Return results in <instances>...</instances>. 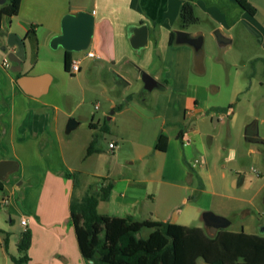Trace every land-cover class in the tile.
I'll list each match as a JSON object with an SVG mask.
<instances>
[{"label":"rangeland","instance_id":"obj_1","mask_svg":"<svg viewBox=\"0 0 264 264\" xmlns=\"http://www.w3.org/2000/svg\"><path fill=\"white\" fill-rule=\"evenodd\" d=\"M252 2L260 10L256 21L264 24V0ZM93 8L101 11L97 0H23L19 19L23 20L28 28L43 30L53 24L52 17L62 10H66V14L77 10L88 12ZM171 19L178 24L179 11L173 14ZM1 20L9 24L8 17L0 15V22ZM200 26L205 29L203 22ZM202 34L201 48L195 52L200 54L199 60L196 62L194 57L190 67L182 70L184 74L180 76L178 69H175L172 75L165 69L167 81H164V77L157 80L161 84H167L166 91L156 88L144 89L141 76L129 77L130 86L127 89H123L124 84L114 85L113 78L118 76L123 65L112 66L108 61L107 66L110 69H103L102 65L106 62L100 48L96 51L104 61L87 58L84 51L72 52V58L81 60V69L70 74L64 70L63 48L53 49L49 45L46 51L42 52V59L35 68L25 66L23 72L36 75L38 72L47 71L52 77L49 91L39 98H32V103L42 107L43 119H56L60 148L70 167V173H75L77 183L73 192L77 197L83 196L91 187H96L104 181L111 182L113 187V182L118 179L125 166L132 171L133 166L128 159L142 147V127L150 123L154 119L153 116L159 112L164 116L167 109V118L180 123L184 109L192 104V98L198 103L202 102V112L186 118L181 128L177 127L173 132L174 144H170L167 152L168 163L164 165L163 178L166 181L182 180L183 184L189 183L190 188L154 181L151 187L153 192L157 193L156 200L154 203L146 200L145 204L138 208L143 211L154 210L159 220L163 218L167 222L200 227L205 231L207 228L201 220V213L209 210L229 219L230 225L227 229L230 231L244 230L247 233L263 234L264 65L261 62L250 64L246 60L253 56H264V52L257 43L243 45L235 42L230 50L220 48L207 30ZM94 39L90 46L92 50L95 49L97 36ZM144 49L146 48L142 51ZM232 53V61L236 63L228 61ZM1 59L0 50V62ZM154 59L158 62V58ZM33 62L34 60L31 64ZM254 69L255 74H252ZM142 72L151 76L153 74L151 70ZM111 85L114 88H111ZM173 86L176 91L168 95ZM188 92L194 94L192 98L187 96ZM205 94L207 97L203 104ZM230 104L232 107L228 111ZM119 105H122V108L115 109ZM216 107L221 109L220 112L214 111ZM201 118L203 120L197 125H189V120ZM69 119H75L79 124L66 133L65 126ZM254 121L258 139H247L245 128ZM91 122L96 126L91 127ZM168 127L174 129L172 123H168ZM180 130L184 134L189 132V144L183 145L181 137H177ZM193 130L196 134H193ZM169 134L171 136L170 132ZM93 139L95 148L100 150V156L97 152L86 154ZM109 142H116L113 152L109 151ZM230 151H233L232 156ZM115 153H118L117 157L113 156ZM178 155H181V164L176 163L175 158ZM50 156L47 158L49 164L54 161L52 154ZM151 163L149 160L144 165L142 176L149 172L147 167ZM239 176H243V179L239 185L234 186L233 181ZM10 179H14V174ZM123 185L118 183L110 198L99 201L98 213L126 216L118 205L121 202ZM7 213V207L2 208L3 224L9 223ZM18 221L19 218L16 217L14 222ZM212 230L208 229L210 232ZM148 232L149 229L144 228L140 236L145 237Z\"/></svg>","mask_w":264,"mask_h":264},{"label":"crops","instance_id":"obj_2","mask_svg":"<svg viewBox=\"0 0 264 264\" xmlns=\"http://www.w3.org/2000/svg\"><path fill=\"white\" fill-rule=\"evenodd\" d=\"M185 1L194 5L199 22L181 29L180 22L178 21L177 24L171 18L173 14L178 13L181 3ZM246 1L254 8L253 14L241 7L235 0H97L101 11L97 8L88 11L94 16V33L91 44L97 36L93 51L97 54V48L102 50L106 62L102 66L105 70L110 69L107 66L108 61L112 66L123 65L122 70L116 76L121 82L120 84H124L123 89L130 86L129 77L137 78L144 70L153 71L152 76L156 80L164 77V81H167L165 69H168V73L171 75L175 69H178L180 72L178 76H180L184 74L182 70H187L190 67L194 57L196 62L199 60L200 54H195L196 51L192 46L168 43L169 33L173 30H185L193 35H203L202 32L207 30L216 42L215 31L220 29L231 40L230 44L223 48L230 50L235 42L243 45L257 43L260 50L264 52V24L255 19L260 10L252 0ZM22 4L23 0L20 1L16 15H1L8 17L9 24L2 20L1 22L6 33L14 32L25 39L26 58L21 73L29 75L28 72H23L25 66L34 69L38 61L42 59L41 54L48 48L50 39L60 32V20L66 10H62L52 17L53 24L43 30L33 28L37 40V56L31 64V46L25 37L26 32L31 28H28L26 23L19 19ZM202 22L205 29L200 26ZM140 25L147 26V43L144 47L133 49L129 43L131 27ZM4 42V39H0V45ZM208 42L211 43L210 39ZM143 48L146 49L142 51ZM10 50H14V48H8L7 51ZM7 51L1 50L2 59L0 62V160H15L18 163V169L12 173L14 179H10L12 174L6 180L0 179V264H14L10 256H17V243L25 229L31 231V244L27 251L30 259L27 264H89L81 256L74 228L69 221V201L73 192V181L63 176L64 172L70 173V167L60 148L56 119H52V121L43 119L42 107L32 103V98L39 97H32L25 94L20 88V90L17 89L16 73L11 70V63L8 61V66L3 65V61L7 59ZM154 58H158V62H155ZM232 58L233 53L228 61L236 63L232 61ZM91 59L104 61L100 56ZM246 62H250V64L261 62L264 65V56H253ZM255 71L254 69L252 74H255ZM40 74L49 73L47 71L38 72L36 75ZM126 82L129 84L126 85ZM110 87L114 88L112 85ZM167 87V84L160 83L159 90L166 91ZM178 88L180 89V87ZM175 91L176 88L171 87L168 95ZM187 94L189 98L194 95L189 92ZM206 97L205 94L203 104H205ZM192 99L190 107L184 109L182 122L168 119L169 112L166 109L167 113L163 114L164 116H161L162 113L159 112L153 116L154 119L150 123L142 127L140 142L142 147L128 159L133 169L130 171L131 168L129 169L128 166L124 167V171L113 182L109 194L110 198L118 183L124 184L120 193L121 202L118 203L124 215L140 220L166 221L163 218L159 220L158 214L154 210L143 211L138 208L145 204L146 200L151 203L156 200L157 193L153 192L151 183L156 181L166 185L190 188L191 185L183 184L182 180L166 181L163 178V173L165 164L168 163V149L171 143L174 144L173 132L177 127L181 128V124L183 121L185 123L186 118L202 112V102L198 103L195 98ZM230 110L231 108L228 111ZM202 120V118L191 119L189 125L195 126ZM91 123L96 126L94 122ZM168 123L173 124V130L168 129ZM195 132L193 130V134ZM161 133L166 136V145L163 149H155L154 145ZM185 133L189 134V132ZM114 149H109V151L113 152ZM50 154L54 159L51 164L47 160L51 157ZM97 154L101 155L100 152ZM117 155L118 153H115L113 156L117 157ZM232 155L233 151H230V156ZM180 158L181 155L175 158L176 163L181 164ZM149 160L152 161L147 167L149 172L146 176H142L144 165ZM136 163L137 165H135ZM109 174L110 171L107 173V178ZM1 207L8 209L9 225L2 223ZM16 217L19 218L18 223L14 222ZM22 219L26 221V225L21 224ZM262 233L247 234L264 236L263 229ZM5 237L7 239L6 248L4 246Z\"/></svg>","mask_w":264,"mask_h":264},{"label":"trees","instance_id":"obj_3","mask_svg":"<svg viewBox=\"0 0 264 264\" xmlns=\"http://www.w3.org/2000/svg\"><path fill=\"white\" fill-rule=\"evenodd\" d=\"M20 1L7 0L0 6V15H16ZM235 1L249 13H254V8L246 0ZM179 22L181 29L199 22L191 2L181 3ZM25 37L30 42L32 60H35L37 40L33 28L26 32ZM175 37L173 30L169 33L170 45L175 44ZM71 59L72 52L64 51L63 66L66 72H69ZM20 75L16 73L15 77ZM231 107L230 104L227 108ZM121 108L122 105L115 107L117 110ZM220 110L214 108L216 112ZM89 125L95 127L93 123ZM181 135L182 131H179L177 137ZM94 144L95 139L88 145L87 155L100 151ZM165 145L166 136L161 133L154 148L163 149ZM63 176L73 179L74 188L77 183L75 173L64 172ZM111 188V182L99 183L81 197L74 195V192L70 197L69 221L74 228L81 256L89 264H264V236L227 229H213L210 232L167 221L100 214L97 205L99 201L109 198ZM144 228H148L149 232L142 237L140 233ZM30 244L31 231L25 229L17 243V256H10L14 264L28 263ZM4 246H7L6 237Z\"/></svg>","mask_w":264,"mask_h":264},{"label":"water","instance_id":"obj_4","mask_svg":"<svg viewBox=\"0 0 264 264\" xmlns=\"http://www.w3.org/2000/svg\"><path fill=\"white\" fill-rule=\"evenodd\" d=\"M7 0H0V6L4 5ZM94 33V16L86 11L77 10L64 14L60 20V32L54 35L49 42L51 48L56 49L61 47L64 51L80 52L87 50L92 42ZM175 43L188 44L193 47L195 51H199L203 42L201 35H193L185 30L175 31ZM0 39H4V44L0 45L2 51H7L8 48H14L6 52L7 60L11 63V70L15 73H21L22 67L26 58V41L14 32L6 33V29L0 22ZM216 43L220 48L230 44L231 40L227 34L218 29L215 31ZM129 43L133 49L144 47L147 43V26H133L131 27ZM141 80L143 87L146 90L154 88L159 89L160 83L146 72H141ZM51 83V75H27L21 73L16 78V84L25 94L32 97H40L46 94ZM129 83L126 82V85ZM79 122L75 119H69L65 126V132L68 133L74 129ZM248 136V138L246 137ZM245 137L249 139L254 137L258 139V132L256 121L249 124L245 128ZM263 142V141H261ZM18 169V163L15 160H0V179L6 180L10 174ZM243 176L233 181V185H239ZM201 220L204 226L212 229H224L230 225V220L226 217L218 215L212 211H203L201 213Z\"/></svg>","mask_w":264,"mask_h":264},{"label":"built area","instance_id":"obj_5","mask_svg":"<svg viewBox=\"0 0 264 264\" xmlns=\"http://www.w3.org/2000/svg\"><path fill=\"white\" fill-rule=\"evenodd\" d=\"M85 52V57L87 58H99V55H97L90 47L87 49V50H84ZM80 59L78 58H72L71 61H70V65H69V73H77L80 71L81 69V66H80ZM3 65L4 66H8V60L5 59L3 61ZM181 141H182V144L183 145H186V144H189L191 142V138L188 136L187 133H183L182 132V135H181ZM108 147L110 150L114 149L115 148V143L113 142H110L108 144ZM21 224L22 225H26V221L24 219L21 220Z\"/></svg>","mask_w":264,"mask_h":264},{"label":"flooded vegetation","instance_id":"obj_6","mask_svg":"<svg viewBox=\"0 0 264 264\" xmlns=\"http://www.w3.org/2000/svg\"><path fill=\"white\" fill-rule=\"evenodd\" d=\"M113 80H114V85H116V84L117 85H120L121 82H119V79H117V77L113 78ZM262 229L264 230V225H263V228Z\"/></svg>","mask_w":264,"mask_h":264}]
</instances>
